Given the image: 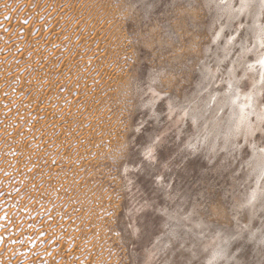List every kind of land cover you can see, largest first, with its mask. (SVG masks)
Wrapping results in <instances>:
<instances>
[{"label":"rangeland","instance_id":"374dc122","mask_svg":"<svg viewBox=\"0 0 264 264\" xmlns=\"http://www.w3.org/2000/svg\"><path fill=\"white\" fill-rule=\"evenodd\" d=\"M217 1L0 0V264H264V10Z\"/></svg>","mask_w":264,"mask_h":264},{"label":"bare ground","instance_id":"6f19581e","mask_svg":"<svg viewBox=\"0 0 264 264\" xmlns=\"http://www.w3.org/2000/svg\"><path fill=\"white\" fill-rule=\"evenodd\" d=\"M240 1V7H239V9H238V11L239 12H248V11H250V10H255L256 9V11H258V14L256 15V13L254 12V11H252L253 12V14H255L256 15V18H258L259 17V14L262 12V8L259 6V4H258V0H239ZM211 2H213L214 3V7H220L221 6V8L222 9H225V10H227V11H230V12H232V13H234L235 12V10H234V8H232L231 7V1H228V2H226V3H224V4H218L217 2V0H211ZM257 21L258 20H256V27H257V30H258V33L259 34H257V40H259V39H261L262 38V35H261V33H262V30H261V28H260V25L257 23ZM252 23H254V22H252ZM221 100V101H220ZM220 100H217V102H216V107H217V109L218 108H221L222 107V103L225 101V98L223 97L222 99H220ZM263 163V164H262ZM253 167H255V166H259V164L261 165L262 164V166H264V155H258L257 153L255 154V158H254V160H253ZM257 177V179L259 180L260 178V176H256ZM263 184V183H262ZM262 186V185H261ZM260 186V187H261ZM262 189H264V185H263V188ZM262 189H257L256 188V190H255V194H254V198L255 199H258L259 198V195L262 193Z\"/></svg>","mask_w":264,"mask_h":264},{"label":"snow or ice","instance_id":"6c2138e0","mask_svg":"<svg viewBox=\"0 0 264 264\" xmlns=\"http://www.w3.org/2000/svg\"><path fill=\"white\" fill-rule=\"evenodd\" d=\"M261 6H262V10H264V0H260ZM257 63L259 64L260 68H261V72H260V80L261 82H264V59H261L259 61H257ZM256 65L255 64H250L249 68L250 69H255ZM248 99H251V97H247ZM169 107H171V105H169ZM147 159H151L152 157V152L151 149L148 150V152L145 154Z\"/></svg>","mask_w":264,"mask_h":264}]
</instances>
